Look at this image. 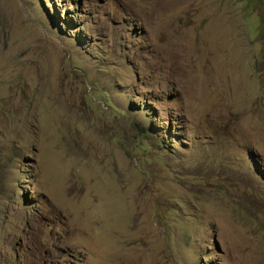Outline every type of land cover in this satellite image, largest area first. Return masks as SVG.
I'll return each mask as SVG.
<instances>
[{
  "label": "rangeland",
  "instance_id": "rangeland-1",
  "mask_svg": "<svg viewBox=\"0 0 264 264\" xmlns=\"http://www.w3.org/2000/svg\"><path fill=\"white\" fill-rule=\"evenodd\" d=\"M0 264H264V0H0Z\"/></svg>",
  "mask_w": 264,
  "mask_h": 264
}]
</instances>
